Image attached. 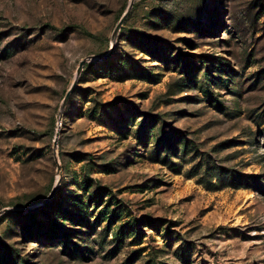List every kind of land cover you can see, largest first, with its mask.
<instances>
[{"label": "rangeland", "instance_id": "rangeland-1", "mask_svg": "<svg viewBox=\"0 0 264 264\" xmlns=\"http://www.w3.org/2000/svg\"><path fill=\"white\" fill-rule=\"evenodd\" d=\"M0 264H264V0H0Z\"/></svg>", "mask_w": 264, "mask_h": 264}, {"label": "water", "instance_id": "water-1", "mask_svg": "<svg viewBox=\"0 0 264 264\" xmlns=\"http://www.w3.org/2000/svg\"><path fill=\"white\" fill-rule=\"evenodd\" d=\"M128 12H129V11H127V12L121 17L120 21L118 22V24H117V26H116V28H115V32H117V31L120 29V27L123 25V23H124V21H125L127 15H128ZM85 63H86V60H85V59L82 60V61L80 62V66H79V68H78V73L81 72V70H82V68H83V65H84ZM69 95H70V91L66 94V97H65V99H64L63 104L66 103V101H67ZM58 136H59V134L56 135V139H55V142H56V143H57V140H58ZM49 198H50V197H48V199H49ZM48 199L45 200V203L48 201Z\"/></svg>", "mask_w": 264, "mask_h": 264}]
</instances>
